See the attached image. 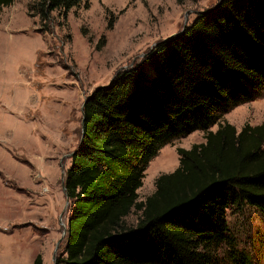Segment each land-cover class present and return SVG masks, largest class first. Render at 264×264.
Here are the masks:
<instances>
[{
  "label": "trees",
  "instance_id": "obj_1",
  "mask_svg": "<svg viewBox=\"0 0 264 264\" xmlns=\"http://www.w3.org/2000/svg\"><path fill=\"white\" fill-rule=\"evenodd\" d=\"M13 1L0 0V10ZM83 1L37 0L27 15L42 23ZM263 89L264 0H221L154 47L143 65L94 91L64 180L69 217L65 258L57 263L221 264L220 248L235 249L227 211L264 214V124L237 132L217 122ZM195 131L205 133V142L177 149L179 167L138 201L150 161ZM132 211L139 216L129 226L124 219ZM33 264H43L42 257Z\"/></svg>",
  "mask_w": 264,
  "mask_h": 264
},
{
  "label": "rangeland",
  "instance_id": "obj_2",
  "mask_svg": "<svg viewBox=\"0 0 264 264\" xmlns=\"http://www.w3.org/2000/svg\"><path fill=\"white\" fill-rule=\"evenodd\" d=\"M36 1L14 0L0 10V264H33L37 255L43 264L65 258L70 202L62 186L68 155L80 140L84 100L117 72L143 65L156 43L221 0H84L42 23L27 15ZM223 122L237 132L264 124V89L217 123ZM204 137L195 131L164 146L144 172L138 201L155 192L158 177L179 167L177 149ZM138 216L132 211L124 220L134 226ZM226 218L236 250L223 245L221 264H241L230 251L247 264H264V214L229 209Z\"/></svg>",
  "mask_w": 264,
  "mask_h": 264
},
{
  "label": "water",
  "instance_id": "obj_3",
  "mask_svg": "<svg viewBox=\"0 0 264 264\" xmlns=\"http://www.w3.org/2000/svg\"><path fill=\"white\" fill-rule=\"evenodd\" d=\"M220 3V2H219ZM219 3L217 4V6L215 7V8H213L212 10H206V11H214V10H216L217 8H218V6H219ZM204 11H202V12H200V13H203ZM186 29V26L184 27V29L182 30V32L181 33H179V34H176V35H174V36H171V37H169V38H167V39H165V40H162V41H160V42H158V43H156L155 45H154V47H156L158 44H160V43H163V42H167V41H169V40H171L172 38H174V37H176V36H179L180 34H182L183 32H184V30ZM152 51H150L148 54H150ZM148 54H145V55H143V56H147ZM132 68V67H131ZM128 69H130V68H128ZM128 69H126V70H128ZM121 71H119V72H117V74H119ZM116 74V75H117ZM116 75L112 78V80L110 81V83L107 85V86H103V87H98V88H96L94 91H97V90H99V89H101V88H107L109 85H111V83L113 82V80H114V78L116 77ZM93 91V92H94ZM92 92V93H93ZM92 95V94H91ZM91 95H89L85 100H84V102H83V104H82V106H81V118H83V106H84V104H85V102H86V100H88L90 97H91ZM80 129H81V134L83 133V123H82V119H81V123H80ZM80 143H81V138H80V140H79V143H78V146H77V148L72 152V153H70L69 155H68V157H69V159L71 160V158L74 156V155H76L78 152H79V148H80ZM62 189H63V191L65 192V188H64V185L62 186ZM66 195V194H65ZM66 200H67V203L69 202V200H68V198L66 197ZM60 224H61V222H60ZM66 233V232H65ZM58 246V245H57ZM57 246L55 247V253L54 254H56V249H57ZM55 258L53 257V260H54ZM54 264H56V263H54Z\"/></svg>",
  "mask_w": 264,
  "mask_h": 264
},
{
  "label": "bare ground",
  "instance_id": "obj_4",
  "mask_svg": "<svg viewBox=\"0 0 264 264\" xmlns=\"http://www.w3.org/2000/svg\"><path fill=\"white\" fill-rule=\"evenodd\" d=\"M150 175V174H149Z\"/></svg>",
  "mask_w": 264,
  "mask_h": 264
}]
</instances>
